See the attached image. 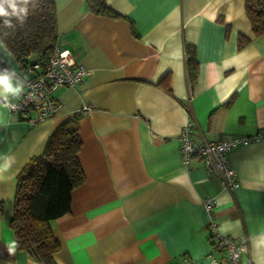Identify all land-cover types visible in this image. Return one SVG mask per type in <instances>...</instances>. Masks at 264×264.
<instances>
[{"label": "crops", "instance_id": "0c3cea01", "mask_svg": "<svg viewBox=\"0 0 264 264\" xmlns=\"http://www.w3.org/2000/svg\"><path fill=\"white\" fill-rule=\"evenodd\" d=\"M53 1L56 46L88 72L53 90L54 114L34 125L0 103V264H44L16 247L8 224L16 176L73 116L84 180L69 212L50 221L60 244L52 264L207 262L208 196L219 231L247 240L240 264H264V34H253L245 0H105L116 16L91 12L86 0ZM239 35L248 38L241 47ZM13 65L0 41V74L11 86L0 84V96L10 99L20 88ZM186 122L195 141L261 135L226 154L236 187H223L200 160L183 163Z\"/></svg>", "mask_w": 264, "mask_h": 264}, {"label": "trees", "instance_id": "16d2710c", "mask_svg": "<svg viewBox=\"0 0 264 264\" xmlns=\"http://www.w3.org/2000/svg\"><path fill=\"white\" fill-rule=\"evenodd\" d=\"M95 14L116 16L105 0H86ZM26 7L28 15L23 24L9 17L13 27L0 18V41L13 57L18 70L33 63H43L57 45V18L53 0H17ZM244 10L254 35L264 34V0H245ZM248 38L239 35V47ZM192 46H186V65L189 80L194 77ZM81 146L76 116L62 122L48 137L43 153L31 157L16 176L13 213L8 220L13 229L16 247L25 250L44 264L54 262L60 249L53 236L50 221L69 212L71 191L84 175L77 153Z\"/></svg>", "mask_w": 264, "mask_h": 264}, {"label": "built area", "instance_id": "2783aa9c", "mask_svg": "<svg viewBox=\"0 0 264 264\" xmlns=\"http://www.w3.org/2000/svg\"><path fill=\"white\" fill-rule=\"evenodd\" d=\"M87 72V68L77 63L68 49L55 46L43 63H33L22 70H9L20 88L14 99L1 95L0 103L23 121L34 125L54 114L57 103L52 91L61 86L75 87ZM85 111L87 107L81 109L82 113ZM190 127L191 122H186L179 135L183 163L187 165L191 159L200 160L208 172L219 176L223 187H236L238 183L235 171L226 154L231 148L247 144L261 135H228L218 140L195 141L191 138ZM203 207L207 213L205 229L210 240V249L205 255L207 262L182 256L175 264H240L242 254L248 249L245 236L232 237L219 231L212 214V197L204 198Z\"/></svg>", "mask_w": 264, "mask_h": 264}, {"label": "clouds", "instance_id": "9594fccd", "mask_svg": "<svg viewBox=\"0 0 264 264\" xmlns=\"http://www.w3.org/2000/svg\"><path fill=\"white\" fill-rule=\"evenodd\" d=\"M26 5L28 0H23ZM28 15V10L26 7H18L17 0H0V18H4V25L7 27H13L12 22L9 17H17L20 24H23L25 18ZM0 84L6 86V89H10L9 77L0 74Z\"/></svg>", "mask_w": 264, "mask_h": 264}, {"label": "rangeland", "instance_id": "374dc122", "mask_svg": "<svg viewBox=\"0 0 264 264\" xmlns=\"http://www.w3.org/2000/svg\"><path fill=\"white\" fill-rule=\"evenodd\" d=\"M13 67H14V70H17V67H16V65H13Z\"/></svg>", "mask_w": 264, "mask_h": 264}]
</instances>
